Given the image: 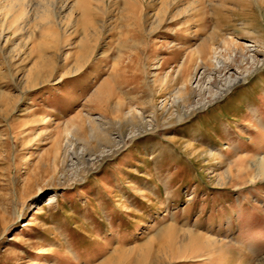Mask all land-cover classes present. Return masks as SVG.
<instances>
[{
    "label": "rangeland",
    "instance_id": "rangeland-1",
    "mask_svg": "<svg viewBox=\"0 0 264 264\" xmlns=\"http://www.w3.org/2000/svg\"><path fill=\"white\" fill-rule=\"evenodd\" d=\"M263 167L264 0H0V264H264Z\"/></svg>",
    "mask_w": 264,
    "mask_h": 264
},
{
    "label": "bare ground",
    "instance_id": "bare-ground-1",
    "mask_svg": "<svg viewBox=\"0 0 264 264\" xmlns=\"http://www.w3.org/2000/svg\"><path fill=\"white\" fill-rule=\"evenodd\" d=\"M84 6H85V4H83ZM82 5V6H83ZM126 6V5H125ZM85 8V7H84ZM220 65V64H219ZM240 81H239V79L238 80H231V81H229V82H227L226 83V85H225V88L222 90V92L220 93V97L222 96V95H224L225 93H227L228 91H230L231 90V88L232 87H234L236 84H238ZM219 97H217V99H218ZM216 99V100H217ZM190 111V110H189ZM188 114V112L187 113H184V114H182L184 117L186 116ZM182 116V117H183ZM123 141V140H122ZM125 142V141H124ZM118 146H120V145H118ZM264 168V167H263Z\"/></svg>",
    "mask_w": 264,
    "mask_h": 264
}]
</instances>
